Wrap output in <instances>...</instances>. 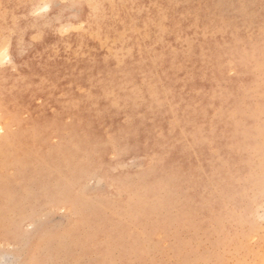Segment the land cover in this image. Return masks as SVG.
<instances>
[{"label": "rangeland", "instance_id": "374dc122", "mask_svg": "<svg viewBox=\"0 0 264 264\" xmlns=\"http://www.w3.org/2000/svg\"><path fill=\"white\" fill-rule=\"evenodd\" d=\"M0 264H264V0H0Z\"/></svg>", "mask_w": 264, "mask_h": 264}]
</instances>
